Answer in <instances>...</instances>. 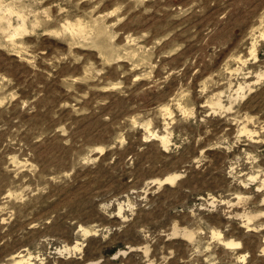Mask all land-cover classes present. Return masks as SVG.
<instances>
[{"label": "rangeland", "instance_id": "obj_1", "mask_svg": "<svg viewBox=\"0 0 264 264\" xmlns=\"http://www.w3.org/2000/svg\"><path fill=\"white\" fill-rule=\"evenodd\" d=\"M0 8V264H264V0Z\"/></svg>", "mask_w": 264, "mask_h": 264}, {"label": "bare ground", "instance_id": "obj_2", "mask_svg": "<svg viewBox=\"0 0 264 264\" xmlns=\"http://www.w3.org/2000/svg\"><path fill=\"white\" fill-rule=\"evenodd\" d=\"M1 6H3V5H1ZM4 7V6H3ZM10 7V6H9ZM9 7H7V8H9ZM0 9H2V8H0ZM12 10L14 9V8H11ZM5 10L7 11V9L5 8L2 12H5ZM9 10V9H8ZM9 11H11V10H9ZM13 12H14V10H13ZM13 12H12V14H13ZM19 12V11H18ZM21 12V11H20ZM19 12V13H20ZM1 13V12H0ZM6 13V12H5ZM15 13V12H14ZM3 14V13H2ZM16 14V13H15ZM23 15V14H22ZM3 16V15H2ZM8 16V15H7ZM20 16V15H19ZM24 16V15H23ZM23 16H22V18H23ZM5 18V17H4ZM6 18H8L9 20H10V18L9 17H6ZM19 18V17H18ZM6 20V19H5ZM24 20H25V18H24ZM6 21H8V20H6ZM6 21H5V23H6ZM10 22L11 21H9L8 23L10 24ZM0 23H1V20H0ZM2 24V23H1ZM68 24V23H67ZM80 24V23H79ZM82 24V23H81ZM8 25V24H7ZM11 25H13V24H11ZM83 25V24H82ZM10 26V25H9ZM13 26H16V25H13ZM4 27V26H3ZM8 27V26H7ZM12 27V26H11ZM10 27V28H11ZM27 27V26H26ZM66 27V26H65ZM75 27H76V25H72V23L71 24H68V26L66 27L67 29H69V30H74V31H76L77 32V30L78 29H76L75 30ZM0 28H2V27H0ZM85 28V27H84ZM2 29H5V27L4 28H2ZM6 29H8V28H6ZM12 29V28H11ZM13 29H15V27L13 28ZM24 29H25V26H24V24L23 25H20L19 27H17L16 29H15V31H14V35L13 36H15L16 37V35H18L21 31L23 32L24 31ZM81 29H83L82 27H81ZM106 29H107V27H106ZM1 30V29H0ZM65 30V29H64ZM85 30V29H84ZM6 31V30H5ZM9 31V30H8ZM79 31H81L80 29H79ZM103 31H105V30H103ZM10 32V31H9ZM85 32V31H84ZM13 33V32H12ZM72 33V32H71ZM80 33V32H79ZM78 33V34H79ZM104 33V32H103ZM10 34V33H9ZM22 34V33H21ZM76 34V33H75ZM82 34V33H81ZM105 34V33H104ZM264 34V33H263ZM4 35H5V33H4ZM3 35V36H4ZM84 35V34H83ZM5 36H8L7 35V33H6V35ZM10 36V35H9ZM8 36V37H9ZM20 36V35H19ZM76 36H78V35H76ZM76 36H74V37H76ZM82 36V35H81ZM7 38V37H6ZM14 38V37H13ZM13 40V39H12ZM15 41V40H14ZM255 45V44H254ZM260 76V75H259ZM258 82V81H257ZM256 82V83H257ZM250 84V83H249ZM250 87V86H249ZM245 89V88H244ZM243 89V90H244ZM240 90V89H239ZM240 93H242V92H240ZM222 94V93H221ZM236 94V93H235ZM243 94H245V93H243ZM237 96H238V92H237ZM235 97V96H234ZM241 97V96H240ZM243 97V96H242ZM236 98H238V97H236ZM236 100V99H235ZM221 103V102H220ZM211 104V103H210ZM225 114V113H224ZM246 127V126H245ZM247 128V127H246ZM250 131V130H249ZM152 133V132H151ZM162 141H163V144H165L166 143V140L165 139H163V137H162ZM166 146V145H165ZM179 176L180 175H175V176H168V177H165L164 178V180L163 181H161V183H174L178 178H179ZM122 204V203H121ZM120 205V204H119ZM119 208V207H118ZM122 208V207H121ZM123 209V208H122ZM119 212H120V210H119ZM243 213V212H242ZM245 213H247V212H245ZM244 213V214H245ZM243 214V215H244ZM239 216V215H238ZM242 215H240L239 217H241ZM244 218H246V220H247V222H249V221H251L252 219H253V217L252 216H248V215H245L244 216ZM246 222V221H245ZM253 230V229H252ZM90 232V231H89ZM89 232H87V233H89ZM175 233H177V232H175ZM183 233V232H182ZM219 234V233H218ZM183 235V234H182ZM184 235H186L188 238H191L192 237V235H194V234H192V233H190V232H185V234ZM185 236V237H186ZM193 238H195V236L194 237H192V239ZM226 245L227 246H241V244L240 243H234V241L233 242H228V243H226ZM77 247V246H76ZM233 248V247H232ZM23 258V257H22ZM29 258V257H28ZM31 258V257H30ZM30 258L29 259H26L25 261H21L22 263H25V264H31L30 263ZM25 259V258H24ZM242 260V259H241ZM245 260V259H244ZM33 264V263H32Z\"/></svg>", "mask_w": 264, "mask_h": 264}]
</instances>
